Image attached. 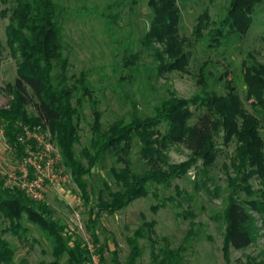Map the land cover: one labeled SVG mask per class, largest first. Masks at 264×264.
Here are the masks:
<instances>
[{
  "label": "trees",
  "instance_id": "1",
  "mask_svg": "<svg viewBox=\"0 0 264 264\" xmlns=\"http://www.w3.org/2000/svg\"><path fill=\"white\" fill-rule=\"evenodd\" d=\"M0 1L5 5L0 16L8 19L5 45L16 63V77L6 86L9 103L0 107V130L18 159L26 156L27 145L32 150L38 145L32 138L22 143L18 136L26 129L48 128L61 164L70 172L85 203L95 198L91 210L114 213L147 196L151 187L168 185L182 177L191 167L197 175H207L221 151L220 143L234 142L230 165L235 174L228 175L229 192L221 215L225 223V259L228 261L230 249H244L256 241L258 219L264 225V64L253 57L241 63L244 99L252 111L228 81V92L217 93L205 64L199 68V89L195 94L185 98L171 92L157 102L151 113H139L134 105L129 118L118 117L105 125L96 100H92L91 137L86 146L77 150L83 105L92 98L93 88L86 72L68 74L70 62L65 54L61 19L67 8L57 0ZM262 1L230 0L224 16L218 19H212L204 10L195 23V39L205 41L207 47H218L233 37H242ZM147 5L149 27L140 39L142 49L153 56L158 75L186 71L191 55L186 50V39L179 35L181 10L177 0H147ZM1 56L0 47V60ZM137 60L138 53L127 49L122 66L131 71ZM174 145L188 150L186 160L169 161V149ZM134 146L145 165L142 171L132 166ZM107 158L113 162L109 171L117 188L112 190L105 181L106 191L96 196L89 189V177ZM252 178L259 179L258 188H254ZM0 211L14 234L28 231L25 220L45 233L52 246V260L38 264H91L87 246L66 234V225L54 218L46 204L5 185L1 177ZM151 231L152 223L144 222L127 238L130 250L124 264H136L141 255L138 239L149 238L147 232ZM94 239L97 241L96 236ZM98 251L102 253L101 248ZM161 252L158 264L183 262L179 248L164 247ZM13 257L10 244L0 239V264H14ZM252 264H264V260Z\"/></svg>",
  "mask_w": 264,
  "mask_h": 264
},
{
  "label": "rangeland",
  "instance_id": "2",
  "mask_svg": "<svg viewBox=\"0 0 264 264\" xmlns=\"http://www.w3.org/2000/svg\"><path fill=\"white\" fill-rule=\"evenodd\" d=\"M229 1L177 0L181 10L179 35L187 41L190 60L186 71L158 75L156 61L140 43L149 27L147 0H57L67 8L61 19L65 54L70 62L68 74L86 72L93 88L92 98L86 99L83 105L80 143L75 148L80 150L86 146L91 137L92 100H96L105 125L118 117L129 118L134 105L139 113H151L157 102L171 92L185 98L195 94L199 89L197 75L203 64L211 73L212 87L217 93L228 92L225 82L228 81L244 106L252 111L244 99L241 63L253 57L264 64V0L256 6L250 27L242 37H233L218 47H207L205 41L196 40L193 34L197 17L204 10L212 19H218L224 16ZM4 7L0 1V9ZM7 23V17L0 16V107L8 105L10 95L6 86L16 77L15 60L5 45ZM127 49L139 55L131 71L122 66ZM18 137L22 143L29 138L36 140L37 148L32 150L27 145L28 163L24 164L0 130V177L5 185L16 187L31 198V190L35 192V200L46 204L54 218L66 225V234L87 246L91 264H124L130 250L127 238L144 222L152 223V231L147 232L149 238L138 239L141 255L136 264H158L164 247L181 249V264H252L264 260V225L259 219L256 241L244 249H230L228 261L224 256L225 223L221 215L229 192L228 175L235 174L230 165L234 142L220 143L221 151L207 175H197L191 167L168 185L151 187L147 196L137 198L119 211L106 213L90 209L97 201L95 198L85 203L70 172L61 164L59 150L48 128L26 129ZM137 152L138 147L134 146L130 155L132 166L142 171L145 165ZM188 154L182 145H174L169 149V161L182 162ZM112 164L107 158L89 177V189L96 196L106 191L105 181L112 190L117 188L109 171ZM251 183L254 188L260 186L259 179L252 178ZM24 225L27 232L12 233L8 229L10 222L0 211V239L12 247L14 264L52 260V246L45 233L29 221L25 220Z\"/></svg>",
  "mask_w": 264,
  "mask_h": 264
},
{
  "label": "built area",
  "instance_id": "3",
  "mask_svg": "<svg viewBox=\"0 0 264 264\" xmlns=\"http://www.w3.org/2000/svg\"><path fill=\"white\" fill-rule=\"evenodd\" d=\"M22 162L24 163V164H27L28 163V161L26 160V157H24L23 159H22ZM30 163V165L32 164L31 162H29ZM30 167H32V166H30ZM28 169V168H27ZM28 171V170H27ZM35 186H39L38 185V183H36L35 182ZM31 196H32V198L33 199H37V194L35 193V192H33L32 190H31Z\"/></svg>",
  "mask_w": 264,
  "mask_h": 264
}]
</instances>
